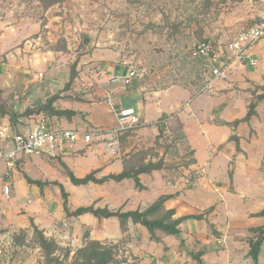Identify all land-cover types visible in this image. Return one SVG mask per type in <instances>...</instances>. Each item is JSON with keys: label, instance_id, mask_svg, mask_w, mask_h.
Wrapping results in <instances>:
<instances>
[{"label": "crops", "instance_id": "obj_1", "mask_svg": "<svg viewBox=\"0 0 264 264\" xmlns=\"http://www.w3.org/2000/svg\"><path fill=\"white\" fill-rule=\"evenodd\" d=\"M7 34L9 31L0 34V42L6 39ZM248 54L258 59L256 66L250 65L248 59L227 61L224 77H216L210 69L211 77L203 90L207 91L206 94L201 99L200 96H192L191 102L179 104L181 109L176 112L173 111L175 102L167 101L172 88L148 96H144L142 89L136 88L132 99L139 105L136 107L139 117H143L145 109L151 105L157 112L152 121L140 122L137 127L146 125L140 128V132L155 136L161 134L165 127L169 129L173 119H178L182 124V140H170L168 151H161L159 158L135 156L137 149L132 152L134 146L126 147L131 142L122 144L117 138L128 131H115L106 135L102 142L99 140L97 143L95 138L90 144L80 141L57 158L42 155L23 156L20 159L19 169L31 178L43 183L58 181L64 186L71 212L88 205L111 210H145L161 195H169L164 202V210L173 209L174 219L200 216L182 220L179 236L157 229L158 239H152L148 228L132 219L124 231L116 216L106 218L92 213L68 215L64 210L60 185L48 183L42 187L29 183L24 175L15 172L17 170L11 172L5 182H10L16 195L26 197V202L21 203L15 198L16 203L6 205L5 212L12 216L24 212L20 218L23 228L32 227L33 220L47 237L55 239L60 245L74 246L73 251L83 246L85 232H89L91 239L119 243L120 252L128 264H264V242L257 263L250 255V243L260 235L256 229L264 228V214H260L264 210V98H259L264 87V38ZM0 65L7 66L8 70L13 67L10 59L6 63L0 62ZM12 74L9 77L4 75L3 81L0 79V90L6 94L0 98V104L8 111L2 114L0 108V129L20 131L24 125L17 120H22L26 108H35L39 104L35 101L27 104L25 99H17L18 95L12 93V89L24 84L18 85L19 78L13 71ZM89 80L88 84H91L92 78ZM76 83L73 90H76ZM107 83L108 80L105 85ZM28 84L23 86L27 92L30 89ZM8 88L11 90L5 92ZM180 90L188 92L187 89ZM100 92L111 101V94L104 86ZM61 95L64 96V93ZM91 95L85 93L83 98L89 101ZM121 97L118 103L122 102ZM196 100H199V104L192 108L190 105ZM56 101L53 105L62 109L57 107ZM252 103L256 104L255 113L249 120H244ZM207 105L221 118L209 116L202 120V117H196L197 124L190 127L187 118ZM185 106H190L188 115L183 111ZM67 108L76 111V114L83 111L89 122L88 128L78 126L74 120L75 114L73 120L66 123L72 124L71 128L94 130L99 126L89 118V110ZM116 113L118 119L119 108ZM43 115L49 116L41 112L38 118ZM50 118L55 124L65 126L62 119L56 123L54 118ZM32 125L35 126L34 120ZM111 140L118 146L116 152L108 147ZM10 146L11 140L0 137V149ZM177 152V156H173ZM158 162H162L161 167L139 174L142 187L132 177L121 181L109 179L101 184L89 182L76 185L64 167L65 163L78 177L97 171L96 177L102 178ZM5 172L0 173V181ZM69 180L72 185L68 187ZM82 186L86 187L80 189Z\"/></svg>", "mask_w": 264, "mask_h": 264}, {"label": "rangeland", "instance_id": "obj_2", "mask_svg": "<svg viewBox=\"0 0 264 264\" xmlns=\"http://www.w3.org/2000/svg\"><path fill=\"white\" fill-rule=\"evenodd\" d=\"M263 10L264 0H65L48 8L41 0H0V34L9 31L6 39L0 42V62L6 63L10 59L13 65L9 70L0 65V79L3 81L4 75H13V71L19 78L18 85L28 82L30 89L27 92L24 85H19L12 93L17 94L19 100L25 99L27 104L34 101L39 104L35 108H26L33 112L26 113L25 110L22 120H17L24 125L23 131L34 127L32 120L36 123L41 112L54 118L56 123L62 119L65 126H73L66 124L73 118L53 115L42 109L52 96H58L59 108L74 107L91 112L89 118L99 124L91 131L96 133L95 141L102 142L120 126L118 108L129 104L138 108L132 99L136 88L142 89L144 96L172 88L167 101L175 102V112L181 109L179 104L190 103L192 96L201 99L207 92L203 90L211 77V67H205L204 59L193 56L192 50L206 39L223 47L253 25ZM75 63L78 74L68 88L66 85ZM129 68L138 72L131 84L127 85L122 79L116 83L110 81L113 74L121 76V72ZM90 78L92 83L88 84ZM74 83L76 90L72 88ZM103 86L111 94V101L101 94ZM85 93H91L92 99L85 101ZM5 95L4 90H0V98ZM120 97L122 102L118 103ZM197 104L199 100L190 106L194 108ZM190 106L184 107L187 115ZM213 110L207 105L203 110L195 111V115L187 118L188 124L194 127L196 117L205 120L217 116ZM156 116L155 107L148 106L140 122L152 121ZM217 117L221 118L220 114ZM74 118L78 126L88 128L86 113L79 111ZM142 127L129 129L117 138L122 144L130 141L126 147L134 146L131 151L137 149L134 155L143 159L159 158L161 151H168L170 140H182V124L178 119H173L169 129L165 127L155 136L140 132ZM19 167L15 172L23 175ZM6 169L5 159L0 158V173ZM2 180L0 186L8 178L2 176ZM69 185H72L70 180ZM10 189V198L0 189V264H45L33 228L21 226L20 218L24 212L15 216L5 212L6 205L16 203L15 198L21 203L26 202V197L16 195L12 185ZM119 257L125 258L121 252Z\"/></svg>", "mask_w": 264, "mask_h": 264}, {"label": "trees", "instance_id": "obj_3", "mask_svg": "<svg viewBox=\"0 0 264 264\" xmlns=\"http://www.w3.org/2000/svg\"><path fill=\"white\" fill-rule=\"evenodd\" d=\"M44 7L48 8L55 4H60L65 0H41ZM207 40V39H206ZM205 61V67H210L207 58L201 57ZM75 63L72 67L71 71V79L66 87L70 88L72 83L74 82L75 78L77 77V70ZM58 96H52L46 103L42 106V109L45 111H50L53 115L58 116H66L68 118H72L76 111L72 109H57L53 104L56 101ZM259 98H264V87L263 93L259 96ZM255 103L250 105V109L248 114L244 118V120H249L251 116L255 113ZM2 114L8 113L6 109H4L3 105L0 104ZM32 112L26 110V113ZM14 117V116H13ZM239 121H236L238 123ZM162 162H158L156 164L149 163L144 167H140L136 170L131 171H123L119 174H110L104 176L102 178L96 177L97 171H92L91 173L87 174L84 177H78L74 174L73 171L69 169V167L64 163V167L71 179V181L76 185L88 184L89 182L95 183H104L109 179H114L117 181H121L124 178L132 177L135 179L136 184L139 187H142L140 182L139 174L142 172H149L153 169L161 167ZM24 177L29 183H36L40 186H44L48 183L58 184L61 187L62 195L64 197V210L68 215L79 216L84 213H92L98 217H111L116 216L120 219V224L122 230L127 229L128 221L132 219L135 223H140L148 228L151 234L152 239H158L156 236V230L160 229L168 234L180 235L181 231L179 229V225L182 220L187 218H196L200 216H188V217H181L174 219L173 216L175 211L173 209L164 210V202L169 195H161L152 205H150L145 210H129L124 211L122 208L111 210L108 207H96L95 205H88V206H80L73 212L70 211L68 207V193L65 190L64 186L58 181L52 182H41L40 180H36L31 178L27 173H23ZM158 214L157 216H155ZM260 214H264V210L260 212ZM155 216V217H154ZM31 225L33 228V233L35 239L39 245V247L43 250L44 254V262L45 264H127V259L120 258V245L119 243L113 242H102L97 239H91L89 237V232H85L84 238L85 242L83 246L78 247L74 251L69 247H64L60 245L55 239L49 238L45 235L44 231L41 230L35 222L32 220ZM260 231V235L258 239L251 241V250L250 255L252 256L253 260L257 263L258 256L260 252L261 244L264 242V228L256 229ZM73 252V254H72Z\"/></svg>", "mask_w": 264, "mask_h": 264}, {"label": "built area", "instance_id": "obj_4", "mask_svg": "<svg viewBox=\"0 0 264 264\" xmlns=\"http://www.w3.org/2000/svg\"><path fill=\"white\" fill-rule=\"evenodd\" d=\"M264 38V10L259 19L248 28L239 32L235 38L223 47L217 46L212 40L200 42L192 50L195 57L207 58L216 77L226 75L227 61L248 59L250 65L256 66L258 59L248 54V51ZM138 72L129 68L123 75H113L111 82L123 80L127 85L137 78ZM118 122L120 124L116 132L128 131L140 124V117L134 106H125L119 110ZM96 133L81 128H71L55 124L49 116H41L30 131H14L11 129H0V137L3 140H11L9 148L0 149V158L5 159L7 170L5 177L10 178L11 172L19 167L23 156H42L57 158L63 155L67 148L75 146L80 141L90 144L94 141ZM108 147L113 152L118 150L115 141H109ZM3 193L10 198V182L7 181L2 187Z\"/></svg>", "mask_w": 264, "mask_h": 264}]
</instances>
